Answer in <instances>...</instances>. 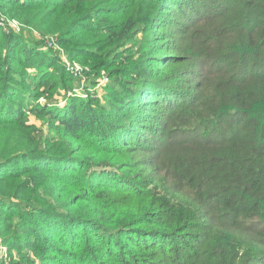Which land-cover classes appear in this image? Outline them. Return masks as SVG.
I'll return each mask as SVG.
<instances>
[{"label": "trees", "instance_id": "obj_1", "mask_svg": "<svg viewBox=\"0 0 264 264\" xmlns=\"http://www.w3.org/2000/svg\"><path fill=\"white\" fill-rule=\"evenodd\" d=\"M136 1L157 23L179 19L168 53L190 68H139L150 81L117 103L106 88V112L93 99L35 107L64 69L49 72L47 50L12 56L0 28V236L26 259L10 264H264V0ZM112 2L0 0V16L77 47L96 39L98 62L139 22L89 21ZM184 71L197 78L187 101L170 86ZM27 112L48 118L46 135Z\"/></svg>", "mask_w": 264, "mask_h": 264}, {"label": "rangeland", "instance_id": "obj_2", "mask_svg": "<svg viewBox=\"0 0 264 264\" xmlns=\"http://www.w3.org/2000/svg\"><path fill=\"white\" fill-rule=\"evenodd\" d=\"M112 1L116 7L113 9L115 13L108 12L106 8H98L93 12V18L89 21H96V18L102 17L113 20L114 18L120 17L125 10H129L128 14L132 19V23H137L138 20L139 22L135 25L134 29L132 28V30H130L129 37L122 47L116 49L109 55H104L98 62H95V60L93 61L86 55L96 50L95 47H92L93 45L91 43L96 39L89 38L87 42H89L90 45H87L89 46L87 48L77 47L75 42L71 41V43H68V39L59 38L56 34L42 35L31 25L22 24L16 19L0 16V28H2L6 34H13V36H15L14 40L10 43L12 56H22L20 44H23L30 48V51H34L35 53H39L38 51L41 52V50H47L50 55L46 54V56H53L56 58V65L50 67L49 71L52 75L58 76L59 72L57 70L60 67L64 69L63 87L55 88L56 90L52 92L53 96L44 93V96L38 98L36 103H34L35 107L40 106V108H43L44 104L48 103L51 105L58 103V105L63 106L66 104L67 100L73 98L84 101L93 99L94 103L90 105H92L96 111H101L103 108L106 112L110 106L105 102L106 98L104 96L106 88L110 87L112 90H116L119 93L118 97L113 100L114 103H117L122 95L125 94V91H129L131 88L138 89L140 86L150 81L151 77H148L147 73L142 75L143 71H139V68H142V70L148 68L153 69L158 62L165 61L168 58L176 59V61H173L176 70L183 69L184 67L186 71L190 68L185 66L184 63H180L182 60L181 54L175 52L168 53V51L174 50V48L180 44L178 25H182V23H180L179 19L171 17V15L164 16V12H160L159 16L163 18L160 20V23H157V12L154 15L150 14L146 5L138 4L136 0ZM155 20L156 23H154ZM132 23L130 26H132ZM168 25L172 27V30L166 27ZM180 30H183V28L180 27ZM83 31L84 30L80 32ZM75 36L76 35L72 34L69 39L72 40ZM18 41L20 43L16 44ZM37 44L38 47L35 46ZM255 52L256 49L246 51L250 59L258 57ZM235 54L237 57H240L242 52H236ZM36 58H38L37 55ZM89 59L92 61H89ZM102 60L105 65L100 66L99 62H102ZM164 64H166L165 67L168 65L167 62H164ZM197 64L195 68L201 66V62ZM133 68L135 69L133 70ZM185 71L181 79L176 81L172 80L170 86L179 84L182 96H187H183L185 98L184 101H187L192 93L191 85L197 81V78L186 74ZM162 73V75H165L169 72H165L163 69ZM155 78H157V76H155ZM48 123L49 120L47 117L37 116L36 114L27 112V124L34 127V131L37 132L36 134L46 135L50 129ZM4 171L5 169H2L1 172ZM13 232L14 230H12V233ZM11 241L13 240L9 238L8 242L10 243ZM0 258V264H10L11 261H26L25 257L22 256L17 249L8 248L1 236Z\"/></svg>", "mask_w": 264, "mask_h": 264}]
</instances>
